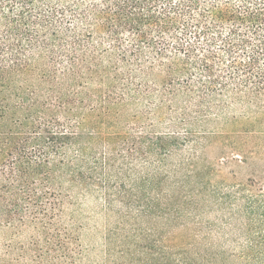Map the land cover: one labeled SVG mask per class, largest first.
<instances>
[{"label":"trees","instance_id":"16d2710c","mask_svg":"<svg viewBox=\"0 0 264 264\" xmlns=\"http://www.w3.org/2000/svg\"><path fill=\"white\" fill-rule=\"evenodd\" d=\"M263 119L264 0H0V264H82L94 195L152 264H264V177L209 158Z\"/></svg>","mask_w":264,"mask_h":264},{"label":"rangeland","instance_id":"374dc122","mask_svg":"<svg viewBox=\"0 0 264 264\" xmlns=\"http://www.w3.org/2000/svg\"><path fill=\"white\" fill-rule=\"evenodd\" d=\"M229 135L231 139L242 140L240 142L247 140V145H209L212 149L210 160L223 149L237 150L242 153L238 157L246 160L245 167L237 168L241 177H264V119L257 122L255 128L250 124L249 128ZM230 158L227 157V169H236ZM252 166L254 170L246 168ZM81 208L84 223L80 238L82 264H152L151 259L159 257L161 232L157 216L147 217L121 202L110 206L97 195L86 197Z\"/></svg>","mask_w":264,"mask_h":264}]
</instances>
